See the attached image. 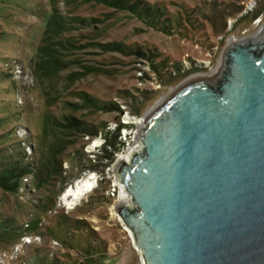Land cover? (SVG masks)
Wrapping results in <instances>:
<instances>
[{
  "label": "rangeland",
  "instance_id": "1",
  "mask_svg": "<svg viewBox=\"0 0 264 264\" xmlns=\"http://www.w3.org/2000/svg\"><path fill=\"white\" fill-rule=\"evenodd\" d=\"M263 28L264 0H0V264H140L112 215L119 157L231 37Z\"/></svg>",
  "mask_w": 264,
  "mask_h": 264
},
{
  "label": "water",
  "instance_id": "2",
  "mask_svg": "<svg viewBox=\"0 0 264 264\" xmlns=\"http://www.w3.org/2000/svg\"><path fill=\"white\" fill-rule=\"evenodd\" d=\"M113 179L143 264H264V29L149 112Z\"/></svg>",
  "mask_w": 264,
  "mask_h": 264
},
{
  "label": "bare ground",
  "instance_id": "3",
  "mask_svg": "<svg viewBox=\"0 0 264 264\" xmlns=\"http://www.w3.org/2000/svg\"><path fill=\"white\" fill-rule=\"evenodd\" d=\"M263 29H262V31H263ZM246 39H248V38H246ZM238 42H240V40H237L234 37H231L228 40V45L227 46H231V45H233L235 43H238ZM216 71L217 70L215 69L211 73L206 74V75H195V76H193L191 78V81H194V80H197V79H201V78H205V77H209V76L213 75ZM123 158H124V156L119 157V159L121 161H122ZM92 179L93 178H91V177H88V178H85V179H81L80 181L76 182V184L74 186H71L68 189H66L63 192V195L61 197V200L63 201V204L65 206H67V207H69L71 205H74V203H75L74 201L75 200H78L80 198V196H82L85 193L91 191L93 189V184H94L93 181H92ZM112 215H114V214L112 213ZM118 220H120V219L118 218ZM140 264H143V261L142 260H141Z\"/></svg>",
  "mask_w": 264,
  "mask_h": 264
},
{
  "label": "trees",
  "instance_id": "4",
  "mask_svg": "<svg viewBox=\"0 0 264 264\" xmlns=\"http://www.w3.org/2000/svg\"><path fill=\"white\" fill-rule=\"evenodd\" d=\"M124 127H126L127 125H123ZM104 135V134H103ZM104 140L106 142V145L105 146H108V147H112L114 148V142L113 141H109V139H107V137L104 135ZM106 153V152H105ZM102 158H105V159H110V154H104L102 156Z\"/></svg>",
  "mask_w": 264,
  "mask_h": 264
},
{
  "label": "built area",
  "instance_id": "5",
  "mask_svg": "<svg viewBox=\"0 0 264 264\" xmlns=\"http://www.w3.org/2000/svg\"><path fill=\"white\" fill-rule=\"evenodd\" d=\"M114 193H115V194H118V190H117V188H116V184H113V185H112V188H111V196H114ZM112 213L114 214L113 216H114L116 219L119 218V217L115 214L114 209H112ZM115 215H116V216H115Z\"/></svg>",
  "mask_w": 264,
  "mask_h": 264
}]
</instances>
